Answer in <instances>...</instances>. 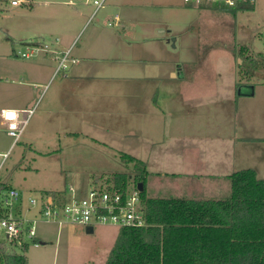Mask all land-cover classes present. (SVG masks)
Returning a JSON list of instances; mask_svg holds the SVG:
<instances>
[{
	"label": "rangeland",
	"instance_id": "obj_1",
	"mask_svg": "<svg viewBox=\"0 0 264 264\" xmlns=\"http://www.w3.org/2000/svg\"><path fill=\"white\" fill-rule=\"evenodd\" d=\"M12 1L0 0V109L14 106L12 102L29 88L39 100L35 117L18 143L13 144V138L0 128V152L9 153L0 169V183L9 177L0 194V211L38 219L40 242L26 240L29 264H105L114 245L103 233L119 227L96 225L97 231L89 233L85 226L48 222L30 199L57 192L70 200L69 185L90 188L112 183L117 173L131 174L128 184H134V166L122 160V153L147 162L149 197L226 200L232 196L230 174L234 171L256 167L264 176V140L237 138L262 133L248 126L253 121L248 115L253 105H264V86L258 83L264 81V0H256L252 10L239 11L191 7L184 0H107L91 21L95 6L84 0H71V4L70 0H17V6ZM66 11L85 18L83 29L75 28L68 38L75 40L71 55L81 45L98 48L97 34L119 29L136 49L132 58H79V63H69L67 70L55 72L46 81L17 75L41 65L57 66L68 48L58 45L60 34L52 18L55 14L62 18ZM116 14L124 20L125 29L108 25ZM38 40L47 47L35 56L18 53L26 49V43ZM84 62L87 67L81 75L85 76L67 80L74 66ZM251 71L256 75L248 84ZM61 80L70 83L69 94L80 98L70 96L73 109L87 113L77 117L66 109L51 115L43 128L39 121L34 123L36 114ZM249 87L256 88L254 98L242 94ZM147 97L152 100L150 112L160 119L161 106L168 123L154 133L156 139L165 136V142L146 150L139 146L142 140L128 133L132 105ZM134 143L137 150L131 148ZM212 160L225 164L214 169ZM12 188L20 198L8 204ZM1 246L7 252H24L21 244L9 242L0 230Z\"/></svg>",
	"mask_w": 264,
	"mask_h": 264
},
{
	"label": "trees",
	"instance_id": "obj_2",
	"mask_svg": "<svg viewBox=\"0 0 264 264\" xmlns=\"http://www.w3.org/2000/svg\"><path fill=\"white\" fill-rule=\"evenodd\" d=\"M254 6L245 2L235 11ZM121 158L133 164L135 183H144L146 224L121 227L105 264H264V178L256 169L230 175L232 196L226 200L149 197L145 162L126 153ZM130 178L117 173L114 182L125 189ZM21 246V253L1 246L3 264H29V242Z\"/></svg>",
	"mask_w": 264,
	"mask_h": 264
},
{
	"label": "built area",
	"instance_id": "obj_3",
	"mask_svg": "<svg viewBox=\"0 0 264 264\" xmlns=\"http://www.w3.org/2000/svg\"><path fill=\"white\" fill-rule=\"evenodd\" d=\"M95 6L89 21L93 20L98 10L105 6L107 0H84ZM185 4L197 8H224L237 9L242 3L255 4L256 0H184ZM12 5H19L17 0ZM119 19V16L116 15ZM98 21L99 19L96 18ZM111 25L112 22H109ZM115 24V22H114ZM44 43L32 41L26 43L25 50L18 53L25 58L35 56L39 49L44 50ZM53 51V50H52ZM55 52V50L53 51ZM77 60L71 57V48L59 57L56 74L67 70L69 65ZM70 63V64H69ZM37 103L29 108L14 109L6 108L0 112V128L4 129L7 135L13 138V144L20 141L29 119L35 113ZM8 152H0V169L8 158ZM68 191L70 200L63 197L62 193L50 192L42 195L41 199L31 198L30 203L38 207L40 216L48 222L72 223L82 226H94L99 224H113L120 227L142 226L146 224L141 191L136 183L128 184L125 189L118 187L115 182L97 183L85 193L75 185H69ZM20 193L12 188L8 192L6 203L11 200H18ZM37 218H25L13 214L0 216V230L6 236V240L16 244H22L26 240L33 241L37 237ZM0 264L3 258L0 253Z\"/></svg>",
	"mask_w": 264,
	"mask_h": 264
},
{
	"label": "crops",
	"instance_id": "obj_4",
	"mask_svg": "<svg viewBox=\"0 0 264 264\" xmlns=\"http://www.w3.org/2000/svg\"><path fill=\"white\" fill-rule=\"evenodd\" d=\"M71 3H72V1L70 0L69 4H71ZM14 6H17V5H14ZM254 7H256V2H255ZM216 9H224V8H216ZM233 11H235V9H233ZM116 15L119 16V19L116 18ZM116 15H115V19L114 18L108 19V25L115 27V28L125 29L126 25L123 23L124 20L120 17L119 14H116ZM52 19H54L52 21L53 22L52 26L57 27V31L60 34L58 39H57V41H59L58 45H61L63 49L72 48L74 50L75 48H73V46H74L75 40L71 41V39L69 40L68 38H69V36H71V34L75 30V28L78 27L79 30L83 29L84 22H85L84 21L85 18L83 19V14H78V16L74 17L73 13L70 14L66 11V15L64 17L56 18V14H55ZM109 22H112V24L110 25ZM114 22H115V24H114ZM79 30L77 31V29H76L75 34L78 35ZM120 31L121 30L118 29V32L117 31H108L104 34H103V32H101L99 35L97 34L96 40H97V43H99L98 48H93L92 46H88V45H81L80 48H78V50H76V53L74 55H71V57L75 58L77 60L76 63H79L78 62L79 58H81V59H91L93 57H95V58L100 57L102 59H107L110 57H112V58L116 57L119 59H130V58H132L133 51L134 50L136 51V49L134 48V50H133L132 43L127 42L121 36ZM67 33H68V35H67ZM38 41H41V40H38ZM134 47H135V45H134ZM72 64H75V63H72ZM83 64L84 65H82L80 63L78 66H74V68L72 69V72H71V76L70 77L68 76L69 78L66 77V79L67 80L82 79L83 76H85V75H81V74H85L86 67H87V64L85 62ZM56 69H57V66H54L53 64L51 66L41 65V67L36 69V70H31V71L26 70V71H23L21 73L17 72L16 74L19 76L25 75L28 78H34V76H35L36 79L46 81L50 78L51 75L55 74ZM96 69H99V68L96 66H93V70H96ZM102 69L104 71L106 70L104 67ZM13 74H15V73L13 72ZM253 75H256V72L251 71V74H250L251 77L247 80L248 84L252 83ZM257 75L260 76V73H258ZM64 81H66V80H61V82L57 86V89L49 97V100L47 101V103H45V105L42 106V108L36 114L37 116L34 120L35 124H38V121H39V123L42 124L43 128H46L48 126V122L51 118V115H53V114L58 115L60 113H63L66 109H68V110H66L68 113H72V114L76 115L77 117L83 113H87V110L83 111L81 108H80L81 110L79 108L73 109L74 105H71V97L70 96H72V98H74L76 100H80V98L76 97L73 94L68 93V88H69L70 83L64 82ZM258 83L264 86V81L260 80V81H258ZM46 86L43 89L44 91L47 89ZM33 91L34 90L32 88H29L27 90L22 91L19 94V98L12 102L13 104H15L14 106H12V107H8V106L7 107H1L0 112L2 109H6V108L24 109V108H29L30 106H33L34 103L39 100V99H37V96L34 94L35 92H33ZM96 91H97V88H96ZM242 94L245 97L254 98L256 96V88L255 87H253V88L249 87L248 90L242 92ZM151 101L152 100L148 97L146 98L145 102L137 101L132 105L131 110H130V114L132 115V117H131V120L129 123L128 135L132 136L133 138H135L137 140H142L143 143L139 144V146L143 147L146 150L148 148H150L152 145L156 144L157 142L162 143V144L165 142L164 141L165 136L162 137L161 139H156L155 138L156 134H154V133L157 131L161 132L162 124L168 123L166 120L167 119L166 117H168V114L166 112H163L164 109H162L161 106H160V108H161V111H160L161 112V114H160L161 118L160 119L158 117H156L157 115H154L152 112H150V106L152 105ZM153 104H155V106L158 107V102H154ZM262 104H263V102H259V103H257L256 106L253 105L252 107H254V112H257V113L254 114L252 107H251L249 110V115H248V118H249V116H252V120H253L250 124H248V126L251 125L253 129H254V127L255 128L257 127L258 130H261L262 133L261 134L255 133L253 135L238 136L237 137L238 139H241L242 141L264 140V111L263 112L261 111V107L264 110V105H262ZM153 108H154V106H152V109ZM236 112H238V109ZM34 115H35V113L29 119L27 126L29 125L30 121L33 120V118L35 117ZM163 115H164V122L161 121ZM152 118H156V121L151 120ZM254 125H256V126H254ZM27 126H26L24 132L26 131ZM158 128H160V129L156 130ZM152 130H154V132L152 134H149ZM178 140L179 139L177 138L173 141H178ZM137 147H138V143L131 144V148H134L135 150H137ZM130 152L131 153L133 152L132 149ZM217 153L218 152H216L215 155H217ZM134 157H136V156H134ZM136 158H138V157H136ZM140 160H142V159H140ZM142 161H144V160H142ZM144 162H145L146 168H147V162L146 161H144ZM212 163H213V166H212ZM212 163H211L210 167L214 168V169L217 168V165L220 166V165L225 164L224 160H217V161L212 160ZM227 164L229 165V163H227ZM249 168H252V167H249ZM244 169H246V168H244ZM254 169H256L259 177L264 178V176L259 175L260 173L258 172L259 171L258 168L255 167ZM77 186L79 188H81L83 193H85L88 189L91 188V187L88 188L86 184H81V183L78 184ZM99 225H113V224H99ZM80 226H82V225H80ZM95 226L96 225L91 226V227H89V226H85V227H86L87 232L95 233L97 231ZM113 226H117V227H119V229L116 231H113V232H111V230L105 231L103 234H105V236H106L105 237L106 241L109 244L114 245L121 227L118 225H113ZM35 239H41V237H39V235H38Z\"/></svg>",
	"mask_w": 264,
	"mask_h": 264
},
{
	"label": "water",
	"instance_id": "obj_5",
	"mask_svg": "<svg viewBox=\"0 0 264 264\" xmlns=\"http://www.w3.org/2000/svg\"><path fill=\"white\" fill-rule=\"evenodd\" d=\"M8 179H9V177L6 178L5 180H3V184L0 186V194H1V191L3 190V188H4V185L8 182ZM137 186H138V189L141 192L144 190V183L143 182H141V181L138 182ZM89 227H91V226H89Z\"/></svg>",
	"mask_w": 264,
	"mask_h": 264
}]
</instances>
